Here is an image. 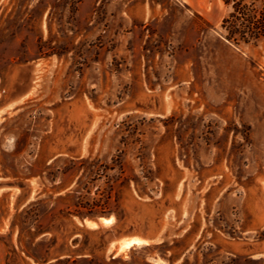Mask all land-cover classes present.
I'll return each instance as SVG.
<instances>
[{
  "label": "rangeland",
  "instance_id": "1",
  "mask_svg": "<svg viewBox=\"0 0 264 264\" xmlns=\"http://www.w3.org/2000/svg\"><path fill=\"white\" fill-rule=\"evenodd\" d=\"M229 12L0 0L4 264H264V38L226 42ZM102 216L152 244L122 261L78 241Z\"/></svg>",
  "mask_w": 264,
  "mask_h": 264
},
{
  "label": "crops",
  "instance_id": "2",
  "mask_svg": "<svg viewBox=\"0 0 264 264\" xmlns=\"http://www.w3.org/2000/svg\"><path fill=\"white\" fill-rule=\"evenodd\" d=\"M108 221L107 223H104L100 220V217L98 218H86L83 219L82 221L78 222V233L75 234L76 238L79 240H82L85 237L86 232H95L96 233V240H98V244L102 246L104 253L110 255L108 257L109 259L112 260H122L125 261L129 258V255L127 252L131 251L132 249L135 248H142V247H148L152 244V240L148 238L146 235L133 231V230H128V231H122L119 228V221L114 217V216H102ZM110 217V218H108ZM90 223H95L94 226L86 225L87 222ZM105 225L102 226L101 225ZM1 224V223H0ZM97 224V225H96ZM139 237L145 238L149 241L148 244H141V245H132L131 249H128L125 253H120L116 255V250L118 248L120 240L124 238V240L129 239L131 237ZM126 239V240H127ZM119 241V242H118ZM113 243V244H112ZM3 243L2 240H0V264H4V253H3ZM113 245V246H112ZM111 246V247H110ZM78 258H93L94 257V252L92 250L90 251H81L78 249ZM107 256V255H106ZM48 263V262H47ZM46 263V264H47ZM144 263H150V264H158L156 262H148L146 258H144ZM45 264V263H44Z\"/></svg>",
  "mask_w": 264,
  "mask_h": 264
},
{
  "label": "trees",
  "instance_id": "3",
  "mask_svg": "<svg viewBox=\"0 0 264 264\" xmlns=\"http://www.w3.org/2000/svg\"><path fill=\"white\" fill-rule=\"evenodd\" d=\"M223 2L230 6L229 14L222 19L220 25L226 42L238 45L264 38V13L250 14L253 3L248 5L243 0H223Z\"/></svg>",
  "mask_w": 264,
  "mask_h": 264
},
{
  "label": "bare ground",
  "instance_id": "4",
  "mask_svg": "<svg viewBox=\"0 0 264 264\" xmlns=\"http://www.w3.org/2000/svg\"><path fill=\"white\" fill-rule=\"evenodd\" d=\"M108 218H110V217H108ZM100 220L102 222H104V223L108 222V221H106V219L104 217H100ZM87 224L90 225V226H94L95 225V223H93V222L90 223V221L87 222L86 225ZM101 225H102V223H101ZM102 226H105V225H102ZM126 239H127V237H126ZM126 239L124 240V238H123L122 240H120V242L118 241L119 245H118V248L116 250V255L120 254V253H125L128 249H131L132 245H135V244L136 245H141V244H148L149 243V241L147 239H145V238L144 239L143 238L140 239L139 237H135V236L131 237V238L127 239V240Z\"/></svg>",
  "mask_w": 264,
  "mask_h": 264
}]
</instances>
